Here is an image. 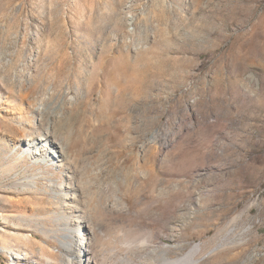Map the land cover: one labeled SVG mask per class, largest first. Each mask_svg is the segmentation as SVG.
Returning a JSON list of instances; mask_svg holds the SVG:
<instances>
[{
    "label": "rangeland",
    "instance_id": "1",
    "mask_svg": "<svg viewBox=\"0 0 264 264\" xmlns=\"http://www.w3.org/2000/svg\"><path fill=\"white\" fill-rule=\"evenodd\" d=\"M77 216L100 264H264V0H0V264Z\"/></svg>",
    "mask_w": 264,
    "mask_h": 264
},
{
    "label": "bare ground",
    "instance_id": "2",
    "mask_svg": "<svg viewBox=\"0 0 264 264\" xmlns=\"http://www.w3.org/2000/svg\"><path fill=\"white\" fill-rule=\"evenodd\" d=\"M42 140L47 142L46 144L54 143V142L50 141V138H48V137L43 138ZM63 150L64 149L62 148V151ZM26 151H27L26 153H28L30 155L33 154V150L30 148L26 149ZM50 153L52 154V157H54L56 159L51 160L50 163H49V160H36V162H45L47 164L49 163L50 165H55L59 162L60 163L64 162L65 157H63V155H64L63 153H61V155L60 154L56 155V151H53V150H51ZM36 154H39V153L37 152V153H35V155ZM37 186H38L37 177H34L30 181L27 180L25 185H23V188L24 189H30L32 187H37ZM65 189H66L65 190L66 195L67 196L72 195L71 199L75 200L76 193H73V190H74V179H73V177L69 178V186L65 187ZM56 195L58 196V195H60V193H57ZM67 199H69V198H67ZM72 202L73 201H71V204H72ZM119 206H120V204H119ZM74 210L76 211V209H74ZM77 219L78 220L82 219V220L80 222H78V224L76 225L75 228L69 229V227H66L67 232L69 231L71 233V235L69 237L71 242H68V243H66V242L62 243L61 242L65 248V251L67 252V257H68V263L67 264H100L99 261L97 260L96 256L94 255V250H93V247L91 246L92 243L97 240L96 227H95L94 223L92 222L91 219L86 218V217H82V216H77ZM86 236H89V238L86 239ZM65 237H67V236H65ZM128 240H129V237L126 241H128ZM128 242L130 244H132V241L131 242L128 241ZM128 242H126V245L129 244ZM198 249H199V246H196L195 250H198ZM191 256L190 257L182 256V257L177 258V259H171V258L165 256V258H164L165 264H198V261L193 260L192 259L193 257H191Z\"/></svg>",
    "mask_w": 264,
    "mask_h": 264
}]
</instances>
